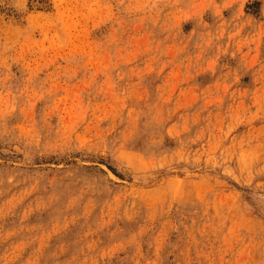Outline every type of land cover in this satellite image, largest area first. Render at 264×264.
Segmentation results:
<instances>
[{
	"label": "rangeland",
	"instance_id": "374dc122",
	"mask_svg": "<svg viewBox=\"0 0 264 264\" xmlns=\"http://www.w3.org/2000/svg\"><path fill=\"white\" fill-rule=\"evenodd\" d=\"M0 264H264V0H0Z\"/></svg>",
	"mask_w": 264,
	"mask_h": 264
},
{
	"label": "bare ground",
	"instance_id": "6f19581e",
	"mask_svg": "<svg viewBox=\"0 0 264 264\" xmlns=\"http://www.w3.org/2000/svg\"><path fill=\"white\" fill-rule=\"evenodd\" d=\"M36 1V0H35Z\"/></svg>",
	"mask_w": 264,
	"mask_h": 264
}]
</instances>
